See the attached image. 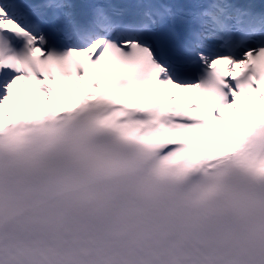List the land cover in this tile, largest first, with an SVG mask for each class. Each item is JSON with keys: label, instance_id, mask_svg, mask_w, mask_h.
<instances>
[{"label": "bare ground", "instance_id": "1", "mask_svg": "<svg viewBox=\"0 0 264 264\" xmlns=\"http://www.w3.org/2000/svg\"><path fill=\"white\" fill-rule=\"evenodd\" d=\"M6 8L7 7L5 6V4L0 0V19L3 21H4V15L6 13V11H5ZM14 19H17V18L14 17ZM16 21H18V20H16ZM198 50L203 51L201 56H200L201 59H204L205 61H207L211 57L214 59V61H217L218 63L223 64V66L229 71L233 70L234 68H237L240 61H242V60L236 61L235 63L228 61L226 53H225L228 49L224 46V42L222 40H219V39H208V40H206L204 46L198 47ZM36 51L40 52V50L38 48L36 49ZM239 67H240V65H239ZM26 82L27 81L23 78H14L12 80V82L10 83L11 88L9 87L7 89H4L5 99H3L2 101L0 100V117L5 113L4 107L6 106V104H4V105H2V104L5 103V101L9 98L11 91H14L15 89L22 91L24 89V84ZM71 86H73V85H71ZM39 100H41V96L36 100V102H38ZM69 100H70L69 98L66 99V101H69ZM233 108H235V107H233ZM231 111L233 112L234 110L231 109Z\"/></svg>", "mask_w": 264, "mask_h": 264}, {"label": "rangeland", "instance_id": "2", "mask_svg": "<svg viewBox=\"0 0 264 264\" xmlns=\"http://www.w3.org/2000/svg\"><path fill=\"white\" fill-rule=\"evenodd\" d=\"M182 94L183 93H181V92L176 93L177 96H182Z\"/></svg>", "mask_w": 264, "mask_h": 264}]
</instances>
